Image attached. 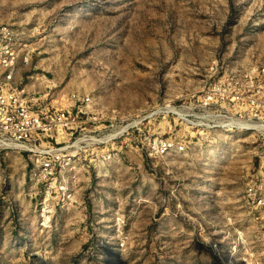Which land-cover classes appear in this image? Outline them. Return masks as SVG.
Returning <instances> with one entry per match:
<instances>
[{
	"label": "rangeland",
	"instance_id": "obj_1",
	"mask_svg": "<svg viewBox=\"0 0 264 264\" xmlns=\"http://www.w3.org/2000/svg\"><path fill=\"white\" fill-rule=\"evenodd\" d=\"M0 24L30 49L27 90L90 98L49 190L0 146V264H264V129L198 100L264 68V0H0Z\"/></svg>",
	"mask_w": 264,
	"mask_h": 264
},
{
	"label": "built area",
	"instance_id": "obj_2",
	"mask_svg": "<svg viewBox=\"0 0 264 264\" xmlns=\"http://www.w3.org/2000/svg\"><path fill=\"white\" fill-rule=\"evenodd\" d=\"M30 58V49L21 42L18 31L11 25L0 24V146L32 153L38 164L33 176L49 190L50 181L66 163L62 154L66 147L57 149L53 143L66 140V128L83 112L81 104L90 102V98H79L77 102L81 104L74 114L56 107L49 96H42L36 88L27 90L19 78L22 66L29 64ZM198 100L203 109L229 106L226 108L237 117L236 126L262 131L264 68L232 71L215 80ZM224 119L228 125L230 117ZM150 149L153 154H162L183 151L185 146L155 140Z\"/></svg>",
	"mask_w": 264,
	"mask_h": 264
}]
</instances>
